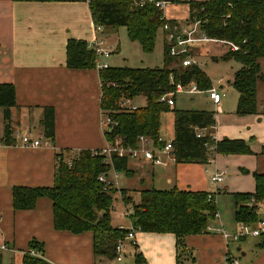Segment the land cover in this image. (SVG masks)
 Listing matches in <instances>:
<instances>
[{"label":"trees","instance_id":"obj_1","mask_svg":"<svg viewBox=\"0 0 264 264\" xmlns=\"http://www.w3.org/2000/svg\"><path fill=\"white\" fill-rule=\"evenodd\" d=\"M13 2H84L88 4L95 27L115 31L124 28L130 43L142 53L152 54L159 33L162 36V67H109L98 70L101 84L100 110L115 125L104 131L105 140L113 146L137 148L138 139L145 137L157 146L161 117L173 115L172 153L176 164H210L216 156L250 155L252 151L243 140H213L214 113L209 111L176 110L160 99L174 93L178 85L195 84L201 92L212 89L205 74L197 65L183 67L180 59L168 55L162 27L174 21L163 18L155 2L179 3L182 0H12ZM142 5H140V3ZM189 6L190 23H198L207 39L222 43L227 49L221 60L240 65L234 73L232 88L238 95L235 114L253 115L257 112L256 86L261 79L259 60L264 59V0H183ZM236 47L237 50H232ZM96 56L84 41L70 39L66 44L65 65L70 70L96 69ZM143 98L145 104L133 111L120 108L123 100ZM176 97V96H175ZM175 97L173 100L175 102ZM15 107V90L11 84H0V109L4 121L1 141L9 145L11 138L10 110ZM44 138L54 135V110L43 109L39 121ZM201 133L200 137L197 134ZM56 169L51 187H22L12 190L14 211H29L39 199L52 205L53 227L74 235L91 232L94 255L114 258L118 241L133 231L149 234H171L175 237V263L191 255L186 237L208 233L217 212L215 195L207 192L145 188L137 202L119 190L125 206L131 204L129 219L132 228H113L110 212L113 209L115 187L98 178L108 176L111 167L104 164L98 150H81L66 160L56 154ZM113 169L131 174L127 158H112ZM248 173L247 171H241ZM253 193L232 194L234 220L237 224H255L260 206L264 208V174H253ZM263 241H264V237ZM264 244V243H263ZM134 247L133 264H146L143 255ZM41 244L32 241L20 257V264H50L42 256ZM31 252L39 256L31 255ZM0 264L2 255L0 253Z\"/></svg>","mask_w":264,"mask_h":264},{"label":"crops","instance_id":"obj_2","mask_svg":"<svg viewBox=\"0 0 264 264\" xmlns=\"http://www.w3.org/2000/svg\"><path fill=\"white\" fill-rule=\"evenodd\" d=\"M114 32L102 29L100 33H96L88 4L84 2L0 0V84H11L15 90V107L10 110L9 145L1 141L4 121L0 109V245H6L7 251L13 254L12 262L16 259V252L22 254L28 250L29 243L35 241L41 244V254L50 264H97L91 232L74 235L56 231L53 227L52 205L45 198L39 199L32 210L14 211L12 190L16 186L51 187L57 163L56 154L66 159L69 153L96 151L106 146L100 110L101 84L98 69H67L66 44L70 39L87 44L97 39L102 42V48L111 53L106 59L100 58L99 64L116 67L108 64L110 58L120 52V43ZM262 61L264 59L259 60V64ZM236 71L229 82L231 88ZM223 88L220 86L219 91L213 88L221 95L218 106H214L209 100L216 109L212 137L215 141L243 140L249 145L252 154L218 155L207 165L169 162L167 167H156L159 168L161 179L169 186H160L158 190L176 187L181 191L216 194V203L217 197L223 194L231 196L254 192L253 174H264L262 87L257 86V112L247 116L235 114L237 93L232 105L228 106L222 101ZM140 98L133 100V103ZM47 107L54 110V135L51 139L44 138L39 125L43 109ZM21 136H28L33 140L44 138L49 141V145L27 148L21 144ZM132 165L128 161L130 177L135 174L130 168ZM210 166L212 167L209 169ZM242 170L248 173H243ZM213 175H221L222 181L212 183L210 179ZM210 186H214L216 191H210ZM136 193L138 197H132V200L137 202L139 192ZM231 200L234 220L232 197ZM216 213L217 218L212 223H217V229L224 232L230 229L228 233L237 232L236 222L235 227H232L225 223L221 213ZM258 215L264 216V210ZM113 228L129 230L132 226L129 221L128 226ZM240 241L233 247L237 243H226L222 235L215 232L188 236L185 240L191 254L198 255L202 264H220L226 254L238 258L240 264H264L263 238L247 237ZM134 242L146 264H175L173 235L134 231Z\"/></svg>","mask_w":264,"mask_h":264},{"label":"rangeland","instance_id":"obj_3","mask_svg":"<svg viewBox=\"0 0 264 264\" xmlns=\"http://www.w3.org/2000/svg\"><path fill=\"white\" fill-rule=\"evenodd\" d=\"M165 17L167 20H171L176 22L178 25L182 27H189L192 24L189 21V6L187 3L183 2V0L179 3H168L165 8ZM115 36L119 40L120 43V52L114 54L108 64L114 65L116 67H130V68H155L162 67V37L161 33L158 34L156 40L155 50L152 54H144L141 52L140 48L136 44H131L127 38L126 30L124 28H118L115 30ZM226 47L222 43H218L215 41L211 42H203L195 45L193 51L190 52V57L195 60L199 68L205 74L206 78L210 82L212 88L216 90H220V86H223L224 97L222 101L230 106L235 102L236 92L229 86V82L231 80L232 74L235 70H238L240 65L234 61H224L221 60V56L226 52ZM260 75L261 79L257 82V86L262 87V94L264 99V61L260 64ZM256 86V90H257ZM145 102L143 99L136 100L135 105H143ZM175 109L176 110H194V111H209L213 112L216 115V109L211 104L208 99V95L205 92H201L199 94L187 95L185 93L177 94L175 97ZM160 134L164 141H169L173 139L174 131H173V115L172 113L163 114L161 117V127ZM106 128L103 127V130ZM74 153H69L67 155L66 160L71 158ZM129 164L133 165L130 167L133 171V177L127 176L125 173H118V185L119 189L125 190L126 196H129L131 199L138 197L136 192H140L145 188H161L160 186H164L165 188L169 187L164 183V180L161 179L159 168H152L149 162L145 161L143 157H129ZM174 164V162H173ZM212 166L209 167V169ZM152 169L154 170V176H152ZM169 177L171 174L169 173ZM143 180L140 184V181ZM212 185V184H211ZM113 194V209L110 212V217L112 219V226L117 227L119 225L128 226L129 225V217L122 216V213L131 212V204L125 206L121 201V195L119 193V189ZM140 190V191H139ZM210 191L215 192L216 188L210 186ZM133 197V198H132ZM136 202V201H135ZM217 211L219 214L221 213L225 223L231 224L232 227H235V221L233 220V207L231 196L223 194L220 197H217ZM261 210H264L260 206L258 213ZM132 226V225H131ZM211 229L208 231L211 234L215 232L216 229L219 228L217 223H210ZM239 224L237 226V229ZM131 229V228H130ZM226 233L229 232L230 229H226ZM237 231V230H236ZM135 233H140L139 231H135ZM234 234V233H229ZM241 242V241H240ZM238 242L230 241V243H237L234 246L238 245ZM232 245H230L231 247ZM123 258L121 262H117L114 258H107L105 256L97 255L96 263L97 264H133V253L134 248L132 243L129 240L123 241ZM232 248V247H231ZM230 248V250H231ZM234 254H237L234 251ZM2 262L3 264H20L21 252L15 253V261L13 260V254L11 255L9 251L2 252ZM175 256V253H174ZM175 261V257H174ZM176 264V263H175ZM180 264H202L199 262L198 255L194 253V255H188L182 257L180 260Z\"/></svg>","mask_w":264,"mask_h":264},{"label":"built area","instance_id":"obj_4","mask_svg":"<svg viewBox=\"0 0 264 264\" xmlns=\"http://www.w3.org/2000/svg\"><path fill=\"white\" fill-rule=\"evenodd\" d=\"M151 1V0H149ZM143 2L140 3L142 5ZM167 2L160 1L155 2L154 5L158 8L161 13L163 14V18L165 17V8L167 6ZM102 28L95 27V32L100 33ZM163 33V40H165L168 46V55L172 58L180 59V64L183 67H188L192 65H197L194 59H192L189 55L193 47H195L198 43L203 42H210L211 40L207 39L206 36L200 32L198 23H192L189 27H182L178 25L176 22L174 24L165 23L162 27ZM88 47L94 51L96 56V68L102 69L106 68V65L99 64L100 58H108L110 56V52L106 51L102 48V42L94 41L88 43ZM232 50H237L236 47H232ZM198 66V65H197ZM185 93L187 95H194L199 94L201 91L197 88L195 84H189L188 86L182 87L178 85L174 93H169L160 99L161 102H166L170 108L174 107V100L177 94ZM208 95V99L212 102L214 106H218L220 104L221 95L215 90L210 89L205 92ZM138 106L130 100H123L120 103V108L127 111H133ZM115 124L107 117H102V126L107 129V127L114 126ZM105 129V130H106ZM104 130V131H105ZM201 133L197 134V137H200ZM21 144L27 148H39V147H46L49 145V141L46 139H38L33 140L30 139L28 136H21L20 137ZM214 140V139H213ZM159 142H164L163 146H157L154 142L150 139L145 137H140L138 139L139 145L137 148H122L118 146H113L110 143H106V146L98 150L99 155L104 158V164L109 165L111 167V172L108 176L100 175L98 180L105 184V189L109 186L116 187L118 184V172L113 169L112 158H129V157H136L143 159L152 167H167L169 162H175L174 155L172 153V140L164 141L160 137L158 140ZM212 183H220L222 181L221 175H213L211 176ZM129 212L122 213V216H129ZM215 218H217V213L214 214ZM210 229L208 228V231ZM216 233L222 235L225 239L226 243L230 241L238 242L247 237H254V238H262L264 237V216L258 218L255 224H239L238 230L234 234H229L224 232L221 229H216ZM129 240L132 243L133 248L136 247V243L134 242V231L130 230L125 236L124 239L118 241L114 253H115V260L117 262H121L123 258V241ZM8 247L6 245H0V252L7 251ZM33 256H39V254L35 252H31ZM220 264H240L239 259L236 257H232L229 254H226Z\"/></svg>","mask_w":264,"mask_h":264}]
</instances>
